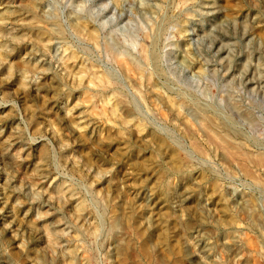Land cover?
Returning a JSON list of instances; mask_svg holds the SVG:
<instances>
[{"label": "rangeland", "instance_id": "rangeland-1", "mask_svg": "<svg viewBox=\"0 0 264 264\" xmlns=\"http://www.w3.org/2000/svg\"><path fill=\"white\" fill-rule=\"evenodd\" d=\"M216 1L0 0V264H264V166L208 137L264 154V0Z\"/></svg>", "mask_w": 264, "mask_h": 264}, {"label": "bare ground", "instance_id": "bare-ground-1", "mask_svg": "<svg viewBox=\"0 0 264 264\" xmlns=\"http://www.w3.org/2000/svg\"><path fill=\"white\" fill-rule=\"evenodd\" d=\"M113 1L116 2V0H113ZM124 1H125V0H123V2H124ZM117 2H118V0H117ZM120 2H121V0H120ZM168 2H169V1H168ZM168 2H167V3H168ZM199 2H200V1H199ZM216 2H218V1L215 0V3H216ZM163 3H164V2H163ZM165 3H166V2H165ZM185 3H186V2H185ZM204 3H205V0H204ZM210 3H211V2H210ZM210 3H209V5H211L213 2H212L211 4H210ZM4 5H5V4H4ZM33 5H35V4H33ZM33 5H31V6L33 7ZM115 5H116V3H115ZM117 5H118V4H117ZM117 5H116V6H117ZM120 5H121V4H120ZM201 5H203V4H201ZM215 5H216V4H214V6H215ZM218 5H219V4H218ZM218 5H217V6H218ZM2 6H3V5H2ZM31 6H30V7H31ZM37 6H38V5H37ZM152 6H153V5H152ZM160 6H161V5H160ZM3 7H4V6H3ZM3 7H2L1 9H3ZM34 7H35V6H34ZM161 7H162V6H161ZM161 7H160V8H161ZM5 8H6V6H5ZM115 8H117V7H115ZM146 8H148V7H146ZM157 8H158V7H157ZM157 8H156V9H157ZM208 8H209V7H208ZM216 8H217V7H216ZM216 8H215V9H216ZM149 9H150V8H149ZM206 9H207V7H206ZM210 9H211V8H210ZM217 9H218V8H217ZM3 10H5V9H3ZM160 10H161V9H160ZM9 11H10V10H9ZM11 11H12V10H11ZM155 11H156V10H155ZM220 11H221V10H220ZM42 12H43V11H42ZM156 12H157V11H156ZM0 13H1V12H0ZM2 14H3V13H2ZM2 14H1V15H2ZM6 14H11V12H10V13H6ZM6 14H5V15H6ZM12 14H13V13H12ZM153 14H154V12H153ZM242 15H243V14H242ZM247 15H248V14H247ZM3 16H4V15H3ZM11 16H12V15H11ZM154 16H157V15L154 14ZM159 16H160V15H159ZM159 16H158V17H159ZM162 16H163V14H162ZM227 16H229V15H227ZM237 16H238V15H237ZM245 16H246V14H245ZM245 16L243 15L242 17H245ZM6 17H7V16H6ZM158 17H157V18H158ZM255 17H256V16H255ZM9 18H10V17H9ZM9 18H8L7 21H10ZM239 18H241V17H239ZM1 19H2V18H1ZM4 19H6V18H4ZM4 19H2V21H3ZM12 19H13V18H12ZM12 19H11V21L13 22ZM15 19H17V18L14 16V20H15ZM162 19H163V17H162ZM242 19H243V18H242ZM254 19H255V18H254ZM254 19H253V20H254ZM30 20H31V19H30ZM30 20H29V21H30ZM34 20H35V19H34ZM158 20H159V19H158ZM229 20H230V19H229ZM243 20H244V19H243ZM247 20H248V19H247ZM250 20H251V17H250ZM263 20H264V19H263ZM0 21H1V20H0ZM17 21H18V20H17ZM19 21H21V20H19ZM231 21H232V20H230V23H232ZM255 21H257V20H255ZM4 22H5V20H4ZM14 22H15V21H14ZM14 22H13V23H14ZM35 22H38V20L35 21ZM240 22H242V21H240ZM15 23H16V22H15ZM18 23H19V22H18ZM20 23H21V22H20ZM26 23H27V22H26ZM29 23H30V22H29ZM256 23H257V22H256ZM2 24H4V23H2ZM8 24H10V23H8ZM33 24H34V22H33L31 25L34 26ZM38 24H39V22H38ZM54 24H55V23H54ZM237 24H238V23H237ZM253 24H254V23H253ZM21 25H22V24H21ZM29 25H30V24H29ZM36 25H37V24H36ZM56 25L59 27L58 24H56ZM261 25H262V24H261ZM7 26H10V25H7ZM38 26H39V25H38ZM38 26H35V27H38ZM51 26H52V25H51ZM57 26H55V27H57ZM4 27H5V26H4ZM10 27H11V26H10ZM13 27H17V26H14V25H13ZM52 27H54V26H52ZM2 28H3V27H2ZM11 28H12V27H11ZM11 28H10V29H11ZM14 29H15V28H14ZM14 29L12 28V30H14ZM7 30H9V29H7ZM7 30H5V31H7ZM16 30H17V29H16ZM51 30H52V29H51ZM55 30H56V29H55ZM59 30H60V29H59ZM19 31H20V30H19ZM8 32H10V31H8ZM56 32H58V30H57ZM56 32H55V33H56ZM1 33H2V32H1ZM3 33H4V32H3ZM11 33H12V32H11ZM58 33H59V32H58ZM6 34H8V33L6 32ZM14 34H16V33H14ZM256 34H260V35H261L262 33H256ZM9 35H10V34H9ZM55 35H56V34H55ZM7 36H8V35H7ZM11 36H12V35H11ZM16 36H17V35H16ZM16 36H15V37H16ZM40 36H41V35H40ZM53 36H54V34H53ZM58 36H59V35H58ZM254 36H255V35H254ZM41 37H42V36H41ZM43 37H44V36H43ZM255 37H257V36H255ZM260 37H261V36H260ZM2 38H3V37H2ZM10 38H11V37H9V39H10ZM13 38H14V37H13ZM49 38H50V37H49ZM52 38H54V37H52ZM0 39H1V38H0ZM38 39H39V38H38ZM40 39H41V38H40ZM40 39H39V40H40ZM50 39H51V38H50ZM55 39H56V38H55ZM58 39H59V38H58ZM257 39H258V38H257ZM263 39H264V38H263ZM41 41H43V40H41ZM52 41H53V40H52ZM261 41H262V40H261ZM262 43H263V42H262ZM4 44H5V43H4ZM0 46L3 47V45H0ZM145 46H146V45H145ZM5 47H6V46H5ZM5 47H4V48H5ZM6 48H7V47H6ZM144 49H145V48H144ZM7 50H8V49H7ZM142 50H143V49H142ZM146 50H147V49H146ZM29 51H30V50H29ZM188 51H189V50H188ZM7 52H8V51H7ZM33 52H34V51H33ZM150 52H151V51H150ZM141 53H142V52H141ZM144 53H145V52H144ZM144 53H143V54H144ZM186 53H187V52H186ZM149 54H151V53H149ZM188 54H189V53H188ZM144 55H145V54H144ZM28 56H30V54H29ZM150 56H151V55H150ZM143 57H144V56H143ZM145 57H146V56H145ZM145 57H144V59H145ZM188 57H189V56H188ZM118 58H119V57H118ZM151 58H152V56H151ZM157 58H158V57H157ZM119 59H120V58H119ZM144 59H143V60H144ZM152 59H153L154 62H155V59H154V58H152ZM184 59H185V58H184ZM145 60H146V59H145ZM157 60H158V59H157ZM179 61H180V60H179ZM146 62H147V61H145V63H146ZM187 62H188V61H187ZM120 63H121V62H120ZM155 63H156V62H155ZM124 64H125L124 66L126 67V63H124ZM146 64H147V63H146ZM190 64H191V63H190ZM36 65H37V64H36ZM185 65H186V64H185ZM41 66H42V65H41ZM43 66H44V65H43ZM120 66H121V65H120ZM127 66H128V64H127ZM152 66H153V64H152ZM38 67H39V66H38ZM122 67H123V66H122ZM33 68L35 69L36 67H33ZM33 68H32V70H33ZM129 68H130V67H129ZM129 68H128V69H129ZM187 68H188V67H187ZM125 69H126V68H125ZM157 69H158V67H157ZM32 70H31V71H32ZM123 70H124V69H123ZM154 70H155V69H154ZM186 70H187V69H186ZM35 71H36V70H35ZM37 71H39V70H37ZM42 71H43V70H42ZM129 71H131V69H130ZM129 71H128V72H129ZM146 71H147V70H146ZM156 71H157V70H156ZM196 71H197V70H196ZM43 72H44V71H43ZM126 72H127V71H126ZM133 72H134V71H133ZM133 72L131 71V73H133ZM142 72H143V71H142ZM157 72H158V71H157ZM160 72H161V71H160ZM160 72H159V73H160ZM25 73H26V72H25ZM32 73H33V75H34V72H32ZM139 73H140V72H139ZM147 73H148V71H147ZM200 73H201V72H200ZM28 74H29V73H28ZM28 74H27V75H28ZM35 74H36V73H35ZM40 74H41V73H40ZM135 74H136V73H135ZM135 74H134V76H135ZM23 75H25V74L23 73ZM145 75H147V74H145ZM148 75H149V74H148ZM39 76H40V75H39ZM131 76H132V75H131ZM139 76H140V75H139ZM33 77H34V76H33ZM135 77H136V76H135ZM140 77H141V76H140ZM146 77H147V76H146ZM149 77H151V76H149ZM25 78H26V77H25ZM27 78L29 79V77H27ZM31 78H32V77H30V79H31ZM143 78H144V74H143ZM32 79H33V78H32ZM38 79H39V78H38ZM38 79H37V80H38ZM145 79H146V78H145ZM149 79H150V78H149ZM34 80H35V77H34ZM34 80H32V81H34ZM133 80H134L133 82H135V80H137V79H133ZM141 80H142V79H141ZM30 81H31V80H30ZM139 81H140V80L138 79L137 82H139ZM147 81H149V80H147ZM35 82H36V81H35ZM36 84H37V83H36ZM134 84H135V83H134ZM138 84H139V83H138ZM141 84H142V83H141ZM143 84H144V83H143ZM38 85H40V84H38ZM41 85H42V84H41ZM41 85H40V86H41ZM139 85H140V84H139ZM144 85H145V84H144ZM148 85H149V84H147L146 86L149 87ZM135 86H136V85H135ZM140 86H141V85H140ZM150 86H151V85H150ZM38 87H39V86H38ZM41 88H42V86H41ZM41 88L39 87V89H41ZM136 88H137V87H136ZM151 88H152V86H151ZM142 89H143V88H142ZM153 89H154V88H153ZM155 89L157 90L158 88L155 87ZM137 90H138V89H137ZM140 90H141V89H140ZM156 90H155V91H156ZM153 91H154V90H153ZM153 91H151V92H153ZM137 92H139V91H137ZM157 92H158V91H157ZM140 93H141V91H140ZM141 94H142V93H141ZM152 94H153V93H152ZM154 94L156 95V92H155ZM142 95H143V94H142ZM155 95H153V96L155 97ZM157 95L161 96L160 93H158ZM141 98H143V97H141ZM155 98H157V96H156ZM150 99L152 100V96H151ZM182 99H183V98H182ZM153 100H154V99H153ZM157 100H159V99H157ZM157 100L155 99L154 102L157 101ZM167 100H168V98H167ZM54 101H55V100H54ZM163 101H164V100H163ZM180 101L182 102L181 99H180ZM180 101H179V102H180ZM184 101H185V100L183 99V102H184ZM186 101H187V100H186ZM152 102H153V101H152ZM168 102H169V100H168ZM177 102H178V100H177ZM177 102H176L175 104H177ZM179 102H178V103H179ZM181 102H180V103H181ZM185 103H186V102H185ZM156 104H158V101H157ZM170 104H171V102H170ZM180 105H181V104H180ZM184 105H185V104L183 103V106H184ZM177 106H178V104H177ZM181 106H182V105H181ZM183 106H182V107H183ZM186 106L189 107V104L187 103ZM186 106H185V107H186ZM190 106H191V104H190ZM192 106H193V108H196V107H197V105H196V107H195L194 105H192ZM152 107H153V106H152ZM158 107H159V105H158ZM173 107H174V106H173ZM185 107H184V108H185ZM188 107H187V108H188ZM149 108H150V107H149ZM191 108H192V107H191ZM191 108H190V109H191ZM203 108H204V107H203ZM159 109L161 110L160 107L158 108V110H159ZM182 109H183V108H182ZM188 109H189V108H188ZM198 109L200 110L199 107H198ZM205 109H206V108H205ZM149 110H150V109H149ZM155 110H157V109L155 108ZM175 110H176V109H175ZM191 110H192V109H191ZM207 110H208V109H206V111H207ZM171 111H172V109H171ZM193 111H194V109H193ZM159 112H160V111H159ZM159 112H157V113H159ZM177 112H178V111H177ZM180 112H181V111H180ZM194 112H195V111H194ZM201 112H202V109H201ZM203 112H205V111H203ZM161 113H162V111H161ZM163 113H164V112H163ZM172 113H173V112H172ZM198 113H199V112H198ZM207 113H209V112H207ZM212 113H213V112H212ZM176 114H177V113H176ZM179 114H180V113H179ZM195 114H197V111H196ZM163 115H164V114H163ZM180 115L182 116V114H180ZM208 115H209V114H208ZM210 115L212 116V114H210ZM216 115H217V114H216ZM202 116H203V115H202ZM211 116H210V117H211ZM182 117H184V116H182ZM182 117H181V118H182ZM204 117H205V116H204ZM204 117H203V118H204ZM208 117H209V116H208ZM208 117H207V118H208ZM212 117H213V116H212ZM217 117H218V115H217ZM175 118H176V117H175ZM179 118H180V117H179ZM195 118H196V117H195ZM198 118H199V116H198ZM200 118H201V117H200ZM220 118H221V117H220ZM187 119H188V117H187ZM211 119H212V118H211ZM213 119H214V118H213ZM222 119H223V118H222ZM70 120H71V119H70ZM72 120H73V119H72ZM163 120H164V119H163ZM175 120H176V119H175ZM196 120H197V118H196ZM205 120H206V119H205ZM214 120H215V119H214ZM220 120H221V119H220ZM220 120H219V121H220ZM224 120H225V117H224ZM226 120H227V118H226ZM173 121H174V120H173ZM176 121H177V120H176ZM191 121L193 122V120H191ZM202 121H203V120H202ZM202 121L200 120V122H202ZM227 121H228V120H227ZM227 121H226V122H227ZM73 122H75V121L73 120ZM197 122L199 123L198 120H197ZM203 122H205V121H203ZM221 122H224V121H220V123H221ZM71 123H72V122H71ZM189 123H190V121H189ZM189 123H188V124H189ZM193 123H194V122H193ZM193 123H192V125H193ZM205 123H206V122H205ZM205 123H202V125L205 124ZM207 123H208V122H207ZM211 123H212V122H211ZM215 123H217L216 120H215ZM215 123H214V125H215ZM227 123H228V122H227ZM75 124L77 125V123H75ZM75 124L72 123L71 125H75ZM129 124H130V123H129ZM175 124H176V123H175ZM178 124H179V123H178ZM178 124H176V125H178ZM186 124H187V122H186ZM200 124H201V123H200ZM217 124H218V123H217ZM228 124H229V123H228ZM231 124H232V123H231ZM189 125H190V124H189ZM194 125H196V124L194 123ZM194 125H193V127H194ZM202 125H201V126H202ZM205 125H206V124H205ZM209 125H210V124H209ZM209 125H208V126H209ZM183 126H184V124H183ZM198 126H199V125H198ZM208 126H207V127H208ZM217 126H218V125H217ZM220 126H221V125H220ZM225 126H226V125H225ZM231 126H232V125H231ZM231 126H230V127H231ZM73 127H74V126H73ZM75 127H76V126H75ZM75 127H74V128H75ZM187 127H188V126H187ZM209 127H210V126H209ZM211 127H212V126H211ZM228 127H229V126H228ZM234 127H235V126H234ZM234 127L232 126L233 129H234ZM76 128H77V127H76ZM78 128H79V127H78ZM184 128H185V127H184ZM188 128H190V126H189ZM216 128H217V127H216ZM216 128H215V130H216ZM221 128H222V127H221ZM235 128H236V127H235ZM80 129H81V128H80ZM192 129H193V128H192ZM195 129H196V128H195ZM212 129H213V128H212ZM212 129H211V130H212ZM218 129H219V128H218ZM229 129H230V128H229ZM207 130H208V129H207ZM211 130H208V137H209L212 141H215V142L218 144V147H219V148H220V146L222 147V149H223V151H224V153H225L224 155H226L227 158H229V159H234V161H235V158H237V159L240 161L239 165L243 168V170L245 171L246 174L250 175L251 172H249V170H248L249 168L247 169V168L245 167L243 161L246 162V160H248V161L250 160V161H253V162H257V165H258V163L261 164V167L264 166V154H263V155L261 154V155H259V156H255V157H252V156L250 157V156H249V157L247 158V155H248V154L246 155V153H244V151H240L237 147L234 146V145H237V144H236V143H237L236 141H237L239 138H238L237 140H235L236 143H234V145H232V144L229 142V141H231V140H228V139H227V140H228V141H227L224 137H222V135H223L224 133L221 134V136H218L217 133H216L217 130L215 131V133L212 132V131H214V130H212V131H211ZM230 130H231V129H230ZM236 130H238V131H237V133H238V132H239V129L237 128ZM262 130H263V129H261V132H262ZM203 131H204V128H203ZM263 132H264V131H263ZM198 133H199V132H198ZM218 133H220L219 130H218ZM226 133H227V132H226ZM230 134H231V133H230ZM262 134H263V133H262ZM200 135H201V134H200ZM224 135H227V134H224ZM239 135H240V133H239ZM191 137H193V136H191ZM208 137H207V138H208ZM237 137H238V135H237ZM244 137H245V136H244ZM200 138H201V137H200ZM207 138H206V139H207ZM232 138H233V137H232ZM234 138H235V137H234ZM204 139H205V138H204ZM229 139H230V138H229ZM242 139H243V138H242ZM193 140H194V139H193ZM207 140H208V139H207ZM239 140L241 141V139H239ZM13 141H15V139H14ZM194 141H195V140H194ZM199 141H200V140H199ZM204 141H205V140H204ZM243 141H245V140H243ZM206 142H207V141H206ZM208 142H209V140H208ZM247 142H248V141H247ZM11 143H12V142H11ZM190 143H191V142H190ZM205 144L207 145V143H205ZM211 144H212V142H211ZM240 144H241V143H240ZM243 144H244V142H243ZM245 144H246V143H245ZM245 144H244V145H245ZM258 144H260V143H258ZM1 145H2V144H1ZM190 145L192 146L193 143H191ZM200 145H201V142H200ZM202 145H203V144H202ZM202 145H201V146H202ZM219 145H220V146H219ZM249 145H251V144L249 143ZM260 145H261V144H260ZM4 146H5V145H4ZM213 146H214V144H213ZM215 146H216V145H215ZM215 146H214V148H215ZM237 146H238V145H237ZM241 146H242V145H241ZM255 146H256V145H255ZM8 147H9V146H7V148H8ZM195 147H196V146H195ZM238 147H240V145H239ZM242 147H243V146H242ZM247 147H248V146H247ZM247 147H246V148H247ZM253 147H254V145H253ZM7 148L5 147V150H6ZM193 148H194V147H193ZM193 148H192V149H193ZM196 148H197V147H196ZM205 148H206V147H205ZM208 148H209V147H208ZM192 149H191V150H192ZM200 149H202V148H200ZM3 150H4V149H3ZM7 150H8V149H7ZM194 150H195V149H194ZM198 150H199V149H198ZM214 150H215V149H214ZM214 150H212V151H214ZM218 150H219V149H218ZM220 150H221V148H220ZM220 150H219V151H220ZM241 150H242V149H241ZM254 150H255V148H254ZM258 150H259V152H258V154H259V153H260V149L258 148ZM1 151H2V149H1ZM195 151H196V150H195ZM195 151H194V152H195ZM201 151H203V150H201ZM201 151H200V152H201ZM221 151H222V150H221ZM221 151H220V152H221ZM223 151H222V152H223ZM249 151H250V150H249ZM3 152H4V151H3ZM203 152H204V151H203ZM246 152L248 153V151H246ZM252 152H253V150H252ZM255 152H256V151H255ZM262 152H263V151H262ZM197 153H198V152H197ZM201 153H202V152H201ZM209 153H210V152H209ZM253 153H254V152H253ZM3 154H4V153H3ZM217 154H218V151H217ZM220 154H221V153H220ZM249 154H250V153H249ZM1 155H2V152H1ZM180 155H181V153H180ZM210 155H211V154H210ZM214 155H216V154L214 153ZM218 155H219V154H218ZM252 155H253V154H252ZM254 155H257V154H254ZM204 156H205V155H204ZM226 156H225V157H226ZM2 157H4V156L2 155ZM217 157H218V156H217ZM219 158H220V157H219ZM223 158H224V157H223ZM42 159H43V158H42ZM207 159H208V158H207ZM229 159H228V160H229ZM222 160L224 161V159H222ZM226 160H227V159H226ZM41 161H42V160H41ZM248 161H247V162H248ZM250 161H249V162H250ZM44 162H45V161H44ZM226 162H230V161H226ZM235 162L237 163V161H235ZM235 162H234V163H235ZM249 162H248V163H249ZM253 162H252V163H253ZM42 163H43V161H42ZM221 163H222V161H221ZM223 163H224L225 165L227 164V163H225V161H224ZM223 163H222V164H223ZM232 164H233V161H232ZM233 165H234V164H233ZM237 165H238V163H237ZM237 165H236V166H237ZM239 165H238V167H240ZM248 165H251V164H248ZM252 165H253V164H252ZM255 165H256V163H255ZM46 166H47V165H46ZM236 166H233V167H236ZM253 166H254V165H253ZM253 166H251V167H253ZM258 166H259V165H258ZM36 167L39 168V165L36 166ZM227 167H229V166H227ZM261 167H260V168H261ZM41 168H43V166H41ZM253 168H255V167H253ZM262 168H263V167H262ZM35 169H36V168H35ZM237 169H238V168H237ZM240 169H241V168H240ZM240 169H238V171H239ZM255 169H256V168H255ZM258 169H259V168H258ZM263 169H264V168H263ZM229 170H230V169H229ZM241 170H242V169H241ZM261 170H262V169H261ZM261 170H260V171H261ZM47 171H48V170H47ZM47 171H46V172H47ZM238 171H237V172H238ZM252 171H253V170H252ZM262 171H264V170H262ZM231 172H232V171H231ZM239 172H240V171H239ZM41 173H42V171H41ZM232 173H234V171H233ZM243 173H244V172H243ZM252 173H254V171H253ZM38 174H39V173H38ZM240 174L242 175V173H240ZM254 174H255V173H254ZM258 174H259V173H258ZM263 174H264V173H263ZM42 175H43V174H42ZM42 175H41V176H42ZM44 175H45V174H44ZM255 175H257V174H255ZM45 177H46V176H45ZM45 177H44V178H45ZM177 177H178V176H177ZM251 177H252V176H251ZM258 177H259V176H258ZM179 178H180V177H179ZM181 178H183V177H181ZM259 178H261V176H260ZM246 179H247V178H246ZM262 179H264V178H262ZM179 180H180V179H179ZM182 180H183V179H182ZM251 180H252V179H251ZM177 181H178V180H177ZM254 181H255V180L252 181V184H253V185L255 184ZM182 182H183V181H182ZM182 182H181V183H182ZM177 183H178V182H177ZM176 185H177V184H176ZM260 185H261V184H260ZM256 186H257V184H256ZM262 187H263V185L261 186V189H262ZM172 189H173V188H172ZM263 189H264V188H263ZM174 190H175V189H174ZM191 190H192V189H191ZM191 190H190V191H191ZM193 190H194V189H193ZM187 191H188V190H187ZM172 192H173V191H172ZM188 193H189V192H188ZM193 193H194V192H193ZM195 193H196V190H195ZM181 196H182V195H181ZM241 197H242V196H241ZM149 199H150V198H149ZM182 199H183V198H182ZM235 200H236V199H235ZM241 200H242V199H241ZM197 201L200 202L199 200H197ZM197 201H196V202H197ZM254 201H255V200H254ZM198 202H197V203H198ZM236 202H237V201H236ZM248 202H249V200H248ZM197 203H196V204H197ZM239 203H240V202H239ZM239 203H238V204H239ZM254 203H256V202H254ZM200 204H201V202H200ZM240 204H241V203H240ZM241 205H242V204H241ZM252 205H253V203H252ZM254 205H255V204H254ZM256 205H257V203H256ZM198 206H199V205H198ZM200 206L203 207L202 205H200ZM235 206H237V205L235 204ZM259 206L261 207V204H259ZM241 207H242V206H240V209H242ZM256 207H258V205H257ZM254 208H255V207H254ZM263 208H264V207H263ZM151 209H152V208H151ZM159 209H160V208H159ZM238 209H239V207H238ZM240 209H239V211H240ZM246 209H248V207H247ZM255 209H256V208H255ZM253 210H254V209H253ZM260 210H262V208H261ZM151 211H152V210H151ZM153 211H154V210H153ZM154 212H155V211H154ZM262 212H263V210H262ZM256 213H258V212H256ZM242 214L244 215V213H242ZM252 216H253V215H252ZM261 216H262V215H261ZM249 217H250V216H249ZM26 218H27V217H26ZM261 218H262V217H261ZM263 218H264V216H263ZM250 220H251V219H250ZM253 221H255V220H253ZM262 221H263V220H262ZM236 222H237V221H236ZM252 223H253V222H252ZM235 224H236V223H235ZM235 224H234V225H235ZM242 224H243V223H242ZM250 224H251V222H250ZM253 224H254V223H253ZM255 224H256V223H255ZM200 225H201V224H200ZM251 225H252V224H251ZM257 225H258V224H257ZM202 226H203V225H202ZM236 226H237V224H236ZM238 226H239V225H238ZM254 226H255V225H254ZM262 226H263V225H262ZM54 227H55V226H54ZM232 227H233V226H232ZM234 227H235V226H234ZM234 227H233V228H234ZM255 227H256V226H255ZM258 227H259V225H258ZM52 228H53V227H52ZM230 228H231V227H230ZM236 228H237V227H236ZM239 228H240V227H239ZM261 228L264 230V227H261ZM234 229H235V228H234ZM240 230H241V229H240ZM229 234H232V233H229ZM191 235H192V234H191ZM200 235H201V233H200ZM233 235H234V234H233ZM189 236H190V235H188V237H189ZM201 236H202V235H201ZM242 236H244V240L242 239V238H243ZM242 236L240 235L241 239H242L243 241H245V238H246V237H245V234L242 235ZM248 236H249V235H248ZM262 236H263V235H262ZM194 237H195V236H194ZM199 237H200V236H199ZM231 237H232V236H231ZM249 237H250V236H249ZM184 238H185V236H184ZM226 238H228V236H227ZM236 238H237V237H236ZM250 238H252V237H250ZM261 238H262V237H261ZM182 239H183V238H182ZM191 239H192V238H191ZM191 239H189V240H191ZM203 239H205V238H203ZM229 239H230V238H229ZM232 239H233V237H232ZM239 239H240V238H239ZM254 239H255V238H254ZM183 240L185 241V239H183ZM183 240H182V241H183ZM187 240H188V239H186V241H187ZM189 240H188V241H189ZM194 240H195V239H194ZM194 240H193V241H194ZM224 240H225V239H224ZM248 240H249V239H248ZM251 240H253V239H251ZM263 240H264V237H263ZM186 241H185V242H186ZM188 241H187V242H188ZM193 241H192V243H193ZM230 241H232V240H230ZM254 241H255V240H254ZM190 242H191V241H190ZM195 242H197V241H195ZM198 242H199V241H198ZM200 242H201V240H200ZM223 242H225V241H223ZM241 242H242V241H241ZM246 242H248V241H246ZM246 242H245V243L243 242L244 245L247 244ZM256 242L258 243L257 240H256ZM116 243H117V242H116ZM203 243H204V242H203ZM226 243H227V241H226ZM228 243H230V242H228ZM238 243H239V242H238ZM252 243H254V242H252ZM195 244L198 245V243H195ZM195 244H194V245H195ZM200 244H201V243H200ZM223 244H224V243H223ZM232 244H233V242H232ZM235 244H236V243H235ZM255 244H256V243H255ZM114 245H115V244H114ZM116 245H117V244H116ZM119 245H121V244H119ZM122 245H123V244H122ZM196 245H195V246H196ZM201 245H202V244H201ZM201 245H200V246H201ZM203 245H204V244H203ZM230 245H231V243H230ZM236 245H237V244H236ZM239 245H240V244H239ZM242 245H243V244H242ZM242 245H241V246H242ZM249 245H250V244H249ZM256 245H258V244H256ZM259 245H260V244H259ZM183 246H184V245H183ZM183 246H182V247H183ZM186 246H187V245H186ZM188 246H189V245H188ZM192 246H193V245H192ZM195 246H194V247H195ZM198 246H199V245H198ZM245 246H247V245H245ZM245 246H244V247H245ZM250 246H251V245H250ZM120 247H121V246H120ZM122 247H123V246H122ZM194 247H190V248H192V253L190 252L191 254H193L194 249H196V248H194ZM203 247H205V246H203ZM203 247H201V249H202ZM242 247H243V246H242ZM247 247H248V246H247ZM253 247H256V248H257V246H253ZM114 248H115V247H114ZM193 248H194V249H193ZM197 248H198V247H197ZM199 248H200V247H199ZM228 248H230V247H228ZM232 248H233V247H232ZM232 248H231V249H232ZM250 248H252V246H251ZM256 248H254L255 251H256ZM115 249H116V248H115ZM121 249H122V248H121ZM184 249H185V248H184ZM244 249H245V248H244ZM252 249H253V248H252ZM188 250H189V249H188ZM199 250H200V249H199ZM229 250H230V249H229ZM236 250H237V249H236ZM248 250H250V249H248ZM254 250H253V251H254ZM261 250H262V249H261ZM116 251H117V249H116ZM250 251H251V250H250ZM118 252H119V248H118ZM187 252H188V251H187ZM195 252H198V250H195ZM259 252H260V249H259ZM262 252H263V251H262ZM262 252H261V253H262ZM185 253H186V252H185ZM249 253H250V252H249ZM254 253H255V252H254ZM254 253H253V254L251 253V254H252V255H256V254H257V253H256V254H254ZM188 255H189V253H188ZM247 255H248V254H247ZM194 256H195V254H194ZM248 256H249V255H248ZM261 256H262V255H261ZM186 257H187V256H186ZM189 257H190V256H189ZM249 257H250V256H249ZM256 257H257V256H256ZM244 258H245V257H244ZM259 258H260V257H259ZM242 259H243V258H242ZM238 260H241V259H238ZM247 260H248V259H247ZM250 260H252V259H250ZM255 260H256V259H255ZM259 260H260V259H259ZM234 261H235V260H234ZM235 262H236V261H235ZM243 262H244V261H243ZM231 263H233V260H232ZM231 263H229V264H231ZM240 263H242V262H240ZM257 263H258V262H257ZM9 264H10V263H9ZM205 264H207V263H205ZM237 264H239V262H237ZM243 264H245V263H243Z\"/></svg>", "mask_w": 264, "mask_h": 264}]
</instances>
